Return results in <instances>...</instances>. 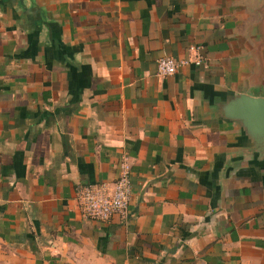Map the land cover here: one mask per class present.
<instances>
[{
  "label": "crops",
  "instance_id": "crops-1",
  "mask_svg": "<svg viewBox=\"0 0 264 264\" xmlns=\"http://www.w3.org/2000/svg\"><path fill=\"white\" fill-rule=\"evenodd\" d=\"M260 2L0 0V264H264V136L224 109L264 96ZM124 159L127 217L83 220Z\"/></svg>",
  "mask_w": 264,
  "mask_h": 264
},
{
  "label": "built area",
  "instance_id": "built-area-1",
  "mask_svg": "<svg viewBox=\"0 0 264 264\" xmlns=\"http://www.w3.org/2000/svg\"><path fill=\"white\" fill-rule=\"evenodd\" d=\"M193 51L197 53L198 48ZM203 62L201 56H196L193 62L189 59L163 57L157 61L155 75L159 78L171 77L191 63L201 65ZM131 195V168L125 159L120 163L119 175L114 182L80 185L75 191L81 218L98 222L108 221L113 216L125 219Z\"/></svg>",
  "mask_w": 264,
  "mask_h": 264
},
{
  "label": "water",
  "instance_id": "water-1",
  "mask_svg": "<svg viewBox=\"0 0 264 264\" xmlns=\"http://www.w3.org/2000/svg\"><path fill=\"white\" fill-rule=\"evenodd\" d=\"M260 22L253 28V37L257 42L255 51L261 57L264 68V0L259 6ZM227 117L238 119L250 128L253 139L264 136V96H247L244 94L233 97L224 105Z\"/></svg>",
  "mask_w": 264,
  "mask_h": 264
}]
</instances>
